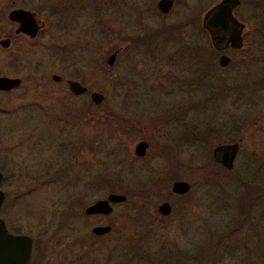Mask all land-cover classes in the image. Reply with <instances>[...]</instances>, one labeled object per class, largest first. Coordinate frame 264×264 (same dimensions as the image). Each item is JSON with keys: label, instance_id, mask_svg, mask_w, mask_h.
Masks as SVG:
<instances>
[{"label": "rangeland", "instance_id": "374dc122", "mask_svg": "<svg viewBox=\"0 0 264 264\" xmlns=\"http://www.w3.org/2000/svg\"><path fill=\"white\" fill-rule=\"evenodd\" d=\"M11 1L0 0V38L11 29L3 16ZM14 1L35 10L44 26L33 41L0 48V76L22 81L0 93V157L15 178L9 188L24 195L19 225L28 233L45 231L43 264H160L189 253L196 264L205 258L264 264V197L234 231L245 185L264 189V7L258 0H239L233 11L244 25L242 46L223 50L224 67L217 61L222 51L201 26L220 0H172L165 15L158 0ZM173 27L179 30L133 44ZM67 79L87 92L73 96ZM93 91L103 95L98 108L89 100ZM139 141L149 145L140 158L134 156ZM232 143L238 149L226 170L212 150ZM213 163L218 166L206 174L202 168ZM176 166L177 180L192 186L169 198L171 214L161 219L156 207L177 181L165 178ZM110 193L125 202L106 217L83 214ZM96 225L111 230L96 238L90 233Z\"/></svg>", "mask_w": 264, "mask_h": 264}, {"label": "water", "instance_id": "95a60500", "mask_svg": "<svg viewBox=\"0 0 264 264\" xmlns=\"http://www.w3.org/2000/svg\"><path fill=\"white\" fill-rule=\"evenodd\" d=\"M240 4L239 0H220L217 4L206 11L201 20L202 28L208 33L210 43L213 49L223 51L227 47L232 49H240L242 46V32L244 25L240 23L233 15V10ZM172 0H158L155 7L157 11L165 15L172 8ZM20 17L27 19L26 24L18 26L16 32H21L30 38L34 37L39 29V25L34 20L29 12L24 11H11L8 15L10 21L20 20ZM8 45V40H0V47L5 48ZM118 51L111 53L107 59L106 64L111 65L114 62L115 56ZM228 57L221 55L218 58V65L220 67L226 66ZM54 81H59V78L52 75ZM20 80L17 78L0 77V91H8L17 87ZM68 91L73 95H81L86 92V87L82 86L76 81H67ZM89 100L94 105H99L103 100V95L93 91L89 94ZM147 149V143L144 141L138 142L134 146V156L140 158L144 156ZM238 149L237 143L218 145L212 150V159L221 165L226 170H231L233 161ZM171 192L174 194H184L190 190V186L185 181H175L172 183ZM125 196L122 194H108L105 199L97 200L92 204L86 206L83 210L85 215H108L112 212V204L123 203ZM160 212L166 214L168 205L166 203L160 206ZM109 226H95L91 229L94 235H103L110 232ZM6 250L16 248V245L21 241V237L5 236ZM13 258V259H12ZM28 257L17 259L16 256L11 254H4L0 256V264H26Z\"/></svg>", "mask_w": 264, "mask_h": 264}, {"label": "flooded vegetation", "instance_id": "af4514ba", "mask_svg": "<svg viewBox=\"0 0 264 264\" xmlns=\"http://www.w3.org/2000/svg\"><path fill=\"white\" fill-rule=\"evenodd\" d=\"M70 1L73 4V1L72 0H70ZM11 11H24V12H29L32 14L34 20L39 25V29H38V31L34 37L30 38L29 36H27L21 32H16L18 26L20 25V21H21V24H26L28 21L24 17H20V20L10 21L8 19V15ZM3 16H5L9 25H11V29L6 34H4V36H2L0 38V40H8V45L5 48L0 47L2 50H8L12 46V43L16 40H22V41L27 40L28 42L33 41L35 39V37L41 32V29L44 26V22L38 18V13L35 10H32L28 6H24L22 4L18 5V2L14 1V0H12L10 2L9 9H7V12ZM226 49H228V47ZM226 49H224V51ZM224 51L219 53L218 58L221 55H225V54H223ZM217 61H218V59H217ZM228 61H229V58H228ZM51 76H50L51 81H53L55 83H59L61 81V78L59 76L55 75L59 78V81H54L51 78ZM0 77H7V76H0ZM7 78H17L20 80V84L17 87L12 88L8 91H0V93H8L10 91H13V90L17 89L18 87H20V85L22 83L21 79L18 77H7ZM67 81H68V79L65 81L66 85H67ZM70 81H75V80H70ZM76 82H78V81H76ZM67 89H68V87H67ZM86 92H87V89H86ZM86 92H84L83 94H85ZM73 96H78V95H73ZM92 105L98 106V105H94V104H92ZM148 146L149 145L147 143V148H148ZM145 152H146V150H145ZM14 179L15 178H9L8 174L5 173L4 167L2 166V158L0 157V256L4 255V254H9V255L11 254L12 256H16L17 259H20V258L23 259L26 256V257H28L26 264H39V263L43 264V263H45V259H46V255H47L46 246H45V243L43 242V236L44 235L41 234L42 231H44V229H41V227H40L37 230L38 233L33 234V233L25 232L21 228V226L19 225V218H18L16 209H18V200L20 198H22L24 195L18 194L16 188H14V189L9 188L10 185L16 184ZM177 181H179V180H177ZM173 182H175V181H173ZM172 183H171V185H172ZM188 185L190 186V189H191L192 185L189 183H188ZM170 188H171V186H170ZM188 192H186L184 194H174L170 190L166 195L163 196V199L160 200L159 204L156 207V213L158 214V216L161 219H167L169 217V215L171 214V210H172V205L169 203V198L175 197L178 199V198H181L182 196H185ZM125 200H126V197H125ZM125 200H124V202H125ZM145 203H146V201H145ZM164 203H166L168 205V211L166 214H162L160 212V209H159L160 206ZM112 205H114V204H112ZM112 205H110V206L112 207ZM110 214H108V215H110ZM108 215L95 214V215H85V216L86 217H92V216L106 217ZM38 223L40 224L39 226H41L42 222L38 221ZM32 226H33V222H32ZM96 226H108V225H96ZM93 227H95V226H93ZM27 228L30 229L29 224H28ZM90 233H91V230H90ZM108 233H106V234H108ZM106 234H103V235L92 234V235L94 237L98 238V237H102ZM5 236L21 237L22 239L16 245V248L12 249V251H11V250L5 249V246L7 245V243L5 242V240H6ZM214 245H216V243ZM225 261H226V263H225ZM227 262L228 261L224 258H211V259L205 258V259H202L201 263H199V264H227ZM160 264H196V262H195V258H193L189 253V254H187V257L165 259V260H162L160 262ZM228 264H230V263L228 262Z\"/></svg>", "mask_w": 264, "mask_h": 264}, {"label": "trees", "instance_id": "16d2710c", "mask_svg": "<svg viewBox=\"0 0 264 264\" xmlns=\"http://www.w3.org/2000/svg\"><path fill=\"white\" fill-rule=\"evenodd\" d=\"M257 5H261L264 7V0H258V2L256 3ZM179 30V28H178ZM176 28H161L158 29L156 31H154L153 33L138 38L136 40H133V44L138 43V44H143V45H147L148 43H150L152 40L158 38L160 35L163 34H169V33H173L175 31H178ZM259 31V30H258ZM263 32V31H262ZM99 106H96V108H98ZM165 155V153H164ZM218 166L215 163L212 164V166L210 167V164L205 165L202 170L205 171L206 174L210 173V170L213 169V167ZM170 169V168H169ZM176 171L172 168V171L167 175V177H165L166 179L169 180H177L179 177L178 174V167H175ZM222 169V168H221ZM223 172H226L224 169H222ZM205 174V175H206ZM246 186V190L245 192H243V194L240 196V199L238 200L237 205H236V209H237V214H238V223L237 226H235L234 231H237V229L239 230L241 228V226L243 225V223L246 221V219L249 217L250 215V209L253 206V204L258 200L264 197V189H261L260 187L254 185H245ZM115 187L120 188V185L116 183ZM114 188H112L111 190H113ZM120 193H123L124 195V189H119Z\"/></svg>", "mask_w": 264, "mask_h": 264}]
</instances>
